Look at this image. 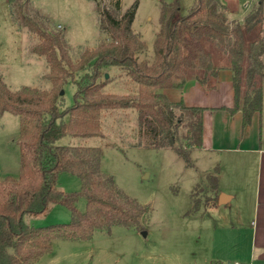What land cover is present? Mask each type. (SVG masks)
<instances>
[{
	"label": "trees",
	"instance_id": "1",
	"mask_svg": "<svg viewBox=\"0 0 264 264\" xmlns=\"http://www.w3.org/2000/svg\"><path fill=\"white\" fill-rule=\"evenodd\" d=\"M93 1L106 35L95 47L79 50L73 59L64 29L56 28L32 0H9L14 21L37 37L31 50L45 58L48 72L44 78L51 87L23 85L11 90L0 74V115L10 112L20 121L16 139L20 145L19 174L0 175V264H34L52 250L57 239L89 240L96 231L109 232L118 225L144 228L145 207L126 194L111 174L102 171L100 147L56 142L64 136L104 137L105 117L116 120L120 113L132 110L138 122L137 145L173 149L190 163L193 150L203 146L205 108L187 105L181 90L195 69L203 71L195 77L206 88L215 87L222 68L214 63L206 42L229 55L226 66L233 72L235 105L226 109L232 114L240 111L246 126L263 108L264 29L248 45L245 33L263 24L264 0L253 3L243 22L228 17L222 0H196L180 17L179 0L163 2L152 59L140 58L147 55L148 46L132 26L137 1L125 11L121 0ZM111 69L131 77L137 84L136 92H104L110 79L103 77ZM69 81L76 88L73 104L65 106L61 91ZM169 90H179V98H170ZM61 171L78 175L81 191L61 190ZM217 172L207 175L210 193L203 195L206 207L217 203ZM200 186L191 194L193 212L202 201L196 192ZM81 197L86 199L84 210L77 206ZM55 203L70 208L69 223L32 226L25 221L26 215H41Z\"/></svg>",
	"mask_w": 264,
	"mask_h": 264
},
{
	"label": "rangeland",
	"instance_id": "2",
	"mask_svg": "<svg viewBox=\"0 0 264 264\" xmlns=\"http://www.w3.org/2000/svg\"><path fill=\"white\" fill-rule=\"evenodd\" d=\"M135 1L138 2V8L132 26L142 34L148 46L147 55H140V58L152 59L162 3L174 0H121L122 11ZM195 1L179 0L177 17L186 14ZM224 1L228 5L229 17L243 22L257 0ZM32 3L51 18L56 28L63 30L58 24L65 26L73 59L78 57L79 50L95 47L106 35L99 26L93 0H32ZM245 39L248 45L249 37L246 35ZM36 41L34 34L19 27L14 21L9 0H0V74L11 90H17L23 85L47 89L51 87V82L44 78L48 72L45 58L31 50ZM205 45L207 49L209 45L214 46L209 42ZM116 70L111 69L110 74L107 72L110 77L104 74L103 78L110 80L103 91L116 94L136 92L137 84L131 77ZM262 86L264 117V81ZM242 87L245 90V76ZM75 88L72 81L65 84V106L73 104ZM172 96L176 98L177 93ZM19 130L18 116L10 112L0 115L1 176L19 174L20 145L16 141ZM137 130L136 114L131 110L120 113L116 120L110 116L105 117L104 137L64 136L56 144L100 147L102 171L111 174L126 194L136 198L145 207L142 218L144 228L139 230L118 225L109 232L96 231L89 240L57 239L52 250L34 264H228L229 261L234 263L236 259L243 260L249 255L253 203L249 194L243 205L236 199L223 210H214L209 206L204 210L206 205L203 195L210 193L207 174L215 173V167L219 165L224 183L230 186L235 170L227 164L229 159L217 152L207 154L194 150L191 162L188 163L173 149L137 145ZM252 183L251 176L245 183L249 193ZM199 184L203 187H198L196 192L202 201L197 207L198 211L193 212L191 194ZM58 187L66 193L81 191L82 179L78 175L61 171ZM228 188L240 192L238 188ZM85 204V197L77 202L82 210ZM71 219L70 208L62 203L51 205L41 215L25 216V221L32 226L69 223ZM254 264L263 262L255 260Z\"/></svg>",
	"mask_w": 264,
	"mask_h": 264
},
{
	"label": "crops",
	"instance_id": "3",
	"mask_svg": "<svg viewBox=\"0 0 264 264\" xmlns=\"http://www.w3.org/2000/svg\"><path fill=\"white\" fill-rule=\"evenodd\" d=\"M222 1L225 2L224 0ZM229 18L235 19L231 17ZM263 25L264 21L262 25L255 27L251 32L245 33L249 37V40H247L248 44L256 37V35H258V33H260ZM58 26L65 29V26L61 24H58ZM252 35L253 37H251ZM208 50L212 54L214 63L222 66L218 73L216 86L213 88H206L195 77L196 74H201L203 71L201 69H195L190 73L188 80L181 90V94L187 105L201 106L205 108L203 114V146L202 148L194 150L207 154L217 152V154L223 155L229 159L227 160V164L235 170L234 177L229 183L230 186H228V184L224 183L219 165L215 167L218 171V197L217 203L209 208L223 210L228 206H231L236 199L239 200L241 205H243L246 196L249 194L251 200H253V203H251L252 214L250 213L252 215L250 218V252L243 260L236 259L234 263L229 261L228 264H235L236 262L240 264H254L255 260H257L258 263L263 262L264 264L263 113L262 110L261 112H255L251 123L243 126L242 113L237 111L232 114L226 109L232 108L235 105L233 72L226 66L229 62V55L216 46L209 45ZM174 93H177L176 98H179V90H169V97L173 99L174 97L172 94ZM249 175L252 176L253 182L252 187L250 188V193L248 192L249 187L247 188V186H245L248 178L251 177ZM228 187L238 188V191L240 192L238 193L229 190ZM206 209L207 207L204 208V210ZM254 257L257 259H254ZM221 264L223 263L221 262Z\"/></svg>",
	"mask_w": 264,
	"mask_h": 264
},
{
	"label": "water",
	"instance_id": "4",
	"mask_svg": "<svg viewBox=\"0 0 264 264\" xmlns=\"http://www.w3.org/2000/svg\"><path fill=\"white\" fill-rule=\"evenodd\" d=\"M106 76L109 77V74L106 73ZM61 94H64V90L61 91Z\"/></svg>",
	"mask_w": 264,
	"mask_h": 264
},
{
	"label": "built area",
	"instance_id": "5",
	"mask_svg": "<svg viewBox=\"0 0 264 264\" xmlns=\"http://www.w3.org/2000/svg\"><path fill=\"white\" fill-rule=\"evenodd\" d=\"M59 26H60V25H59ZM235 264H240V263L236 262Z\"/></svg>",
	"mask_w": 264,
	"mask_h": 264
}]
</instances>
